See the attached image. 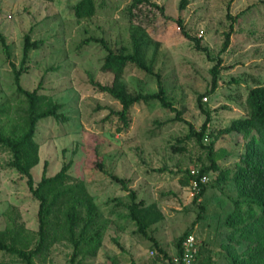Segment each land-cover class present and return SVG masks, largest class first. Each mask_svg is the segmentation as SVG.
<instances>
[{
	"label": "rangeland",
	"instance_id": "rangeland-1",
	"mask_svg": "<svg viewBox=\"0 0 264 264\" xmlns=\"http://www.w3.org/2000/svg\"><path fill=\"white\" fill-rule=\"evenodd\" d=\"M77 1L0 0V33L10 54L8 59L0 44V130L5 135L20 133L26 102L16 94L9 62L20 68L28 35L42 44L30 51L20 85L28 91L39 87L40 94L61 105L64 117L38 122L34 140L39 162L32 177L35 183L40 181L44 163L46 175L53 176L71 162L69 175L83 181L93 197L102 228L94 258L71 260L72 244L57 240L43 255L34 256V263L166 264L126 218L128 194L110 179L108 174H113L127 181L137 200L157 204L164 218L148 234L168 256L176 257V244L188 232L197 245L210 250L215 264H227L229 244L240 253L246 248L238 243V235L229 239L231 231L225 226L237 199L233 182L218 183L217 173H210L197 201L191 185L181 182L186 171L210 164L207 149L188 137L189 125L199 131L206 112L210 121L202 144L213 143L214 151L226 152L218 161L220 167L234 170L243 152L245 142L239 134L220 136L218 131L245 116L248 90L264 84V0H188L184 10L179 9L181 0H149L158 8L142 4L131 12L130 0H94L95 15L81 20L71 10ZM230 25V45L219 55ZM184 32L199 39L206 51L197 49ZM133 35L143 39L146 58L154 57L153 71L176 111L162 108L158 101L135 104L129 110V126L118 132L121 123L110 112L120 110V104L90 83L112 81L111 73L100 70L104 51L99 44L81 43L103 38L112 49L130 52ZM217 58L221 60L217 87L211 92V69ZM123 80L132 92L158 91L157 77L133 65L126 67ZM201 96L207 100L199 102ZM177 112L181 120L175 118ZM11 160V153L0 146V230L22 227L23 236L32 240L31 248L37 238L38 202L26 178L10 167ZM246 210L244 205L242 211ZM0 264L23 263L0 251Z\"/></svg>",
	"mask_w": 264,
	"mask_h": 264
},
{
	"label": "trees",
	"instance_id": "trees-1",
	"mask_svg": "<svg viewBox=\"0 0 264 264\" xmlns=\"http://www.w3.org/2000/svg\"><path fill=\"white\" fill-rule=\"evenodd\" d=\"M51 2L52 0H43ZM142 4H150L158 8L149 0H130L129 12ZM188 0H181L179 9L184 10ZM161 9V8H159ZM73 16L77 20L88 19L95 15L96 7L94 0H78L71 8ZM232 25L224 34L219 55L225 52L230 45ZM183 35L193 39L199 50L206 51L200 47V40L191 38L186 32ZM90 43L99 44L104 51L100 70L112 74V81L108 85L91 80V85L99 92L108 94L116 100L121 109L111 110L110 114L117 116L121 127L117 131L129 126V110L138 103L147 104L158 101L162 108L172 112L176 111L171 101L168 100L166 91L159 80V74L153 71L154 57L147 59L144 51L143 39L133 35L131 38V51L125 48L112 49L103 38L90 37L82 41L81 46ZM0 44L9 59V46L5 37L0 33ZM42 41H31L28 35L24 36L22 48V60L20 68L13 62L9 65L14 74L16 94L22 96L26 102V109L21 118L22 125L17 135L12 131L11 135H5L0 130V146L11 153L10 167L14 168L20 175L26 178L29 192L38 202L37 238L30 248L32 240L23 236L22 227H6L0 230V251L17 256L23 264H35L34 256H41L57 240H64L72 244V259L79 256L81 259L94 258L102 242V228L100 214L93 197L81 180H74L69 175L72 163L63 164L60 170L53 176L46 175L44 168L40 181L35 183L31 170L38 162V145L34 140L37 124L46 118L63 119L59 110L61 105L54 102L52 98L45 97L39 93V87L28 91L20 85V76L26 72L25 64L28 62L31 50L38 49ZM221 60L217 58L216 64L211 69L212 81L211 92L217 87V75ZM133 65L137 69L157 77L158 91L152 94L132 92L123 80L125 69ZM206 96H201L199 102ZM207 99V98H206ZM245 116L235 119L231 124L218 131V135L239 134L244 139L243 152L240 154L234 170L223 169L218 161L226 155L224 150H213V143L209 146L202 144V138L207 130L210 115L206 112V119L199 131H195L189 125L188 137H195L201 147L207 149L210 164L196 170L195 176L186 171L187 176L182 180V185L190 184L191 179L199 182L202 176L217 173L216 182L232 181L236 189L237 199L234 201V210L227 217L225 226L230 229V240L238 235L240 241L245 243L246 248L240 253L232 246H227L229 261L227 264H264V84L256 85L248 90L245 99ZM177 120H181L177 112ZM107 175V173L104 171ZM110 179L119 184L128 194L129 202L125 204L127 210L126 218L135 225V232L152 242V246L161 254L160 260H166V264H175L173 258L168 256L158 245L154 237L148 234V230L163 220L164 216L157 204H146L143 200H137L134 190H131L127 181L113 174H108ZM207 184V183H206ZM206 184H200L194 195L197 201L204 195ZM246 205L245 213L242 207ZM257 207L258 210L255 208ZM201 210H204L201 207ZM201 214L198 215V218ZM188 236L185 232L176 244V258L182 255V242ZM131 264H136L131 262ZM194 264H215L211 258L210 250L202 244L197 245V255Z\"/></svg>",
	"mask_w": 264,
	"mask_h": 264
},
{
	"label": "built area",
	"instance_id": "built-area-1",
	"mask_svg": "<svg viewBox=\"0 0 264 264\" xmlns=\"http://www.w3.org/2000/svg\"><path fill=\"white\" fill-rule=\"evenodd\" d=\"M204 101H206V98H203ZM191 175L195 176L197 171L191 170ZM200 184H206L208 182L207 176H202L199 179ZM199 182L191 179L190 185L193 189V191H196L199 189ZM197 255V241L192 235H188L186 239L182 242V255L180 258H173V262L175 264H194L195 259Z\"/></svg>",
	"mask_w": 264,
	"mask_h": 264
}]
</instances>
